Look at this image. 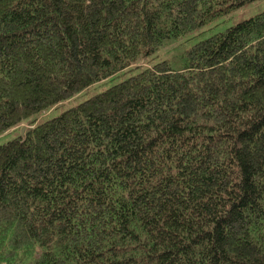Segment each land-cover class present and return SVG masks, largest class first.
<instances>
[{"label": "trees", "instance_id": "obj_1", "mask_svg": "<svg viewBox=\"0 0 264 264\" xmlns=\"http://www.w3.org/2000/svg\"><path fill=\"white\" fill-rule=\"evenodd\" d=\"M253 1L0 0V264H264Z\"/></svg>", "mask_w": 264, "mask_h": 264}, {"label": "rangeland", "instance_id": "obj_2", "mask_svg": "<svg viewBox=\"0 0 264 264\" xmlns=\"http://www.w3.org/2000/svg\"><path fill=\"white\" fill-rule=\"evenodd\" d=\"M262 9H264V0H255L249 4H245L242 8L235 10V12L229 14L227 17L222 16L221 18H219V22H218L219 26L217 29H223L225 27L233 25L234 23L241 21L243 19H246L249 16L261 11ZM208 34L209 32H206L202 36H206ZM195 40L196 39L191 40L189 44H192V42H194ZM179 41H183V40L180 39L176 43L167 45L166 47L162 48L158 52L159 57L169 58V56H172V55L175 56L176 53L179 51V48L176 47V46H179ZM5 138L7 137H4V135L3 136L1 135L0 143L3 142Z\"/></svg>", "mask_w": 264, "mask_h": 264}, {"label": "water", "instance_id": "obj_3", "mask_svg": "<svg viewBox=\"0 0 264 264\" xmlns=\"http://www.w3.org/2000/svg\"><path fill=\"white\" fill-rule=\"evenodd\" d=\"M23 131H24V126L21 127L20 133H23Z\"/></svg>", "mask_w": 264, "mask_h": 264}]
</instances>
